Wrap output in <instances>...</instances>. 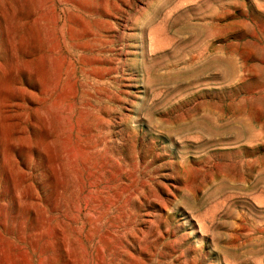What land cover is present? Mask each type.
<instances>
[{
  "label": "rangeland",
  "instance_id": "1",
  "mask_svg": "<svg viewBox=\"0 0 264 264\" xmlns=\"http://www.w3.org/2000/svg\"><path fill=\"white\" fill-rule=\"evenodd\" d=\"M0 264H264V0H0Z\"/></svg>",
  "mask_w": 264,
  "mask_h": 264
},
{
  "label": "bare ground",
  "instance_id": "2",
  "mask_svg": "<svg viewBox=\"0 0 264 264\" xmlns=\"http://www.w3.org/2000/svg\"><path fill=\"white\" fill-rule=\"evenodd\" d=\"M183 25H184V24H183ZM230 66H231V65H230ZM231 68H232V67H231ZM235 70H236V69H235ZM232 72H233V71H232ZM232 75H233V74H232ZM245 103H246V102H245ZM242 107H243V106H242ZM214 121H215V120H214ZM217 128H218V127H217ZM217 128H216V129H217ZM216 134H217V133H216Z\"/></svg>",
  "mask_w": 264,
  "mask_h": 264
}]
</instances>
